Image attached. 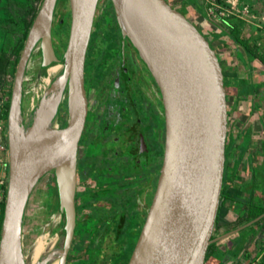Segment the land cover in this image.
<instances>
[{"label": "water", "instance_id": "water-1", "mask_svg": "<svg viewBox=\"0 0 264 264\" xmlns=\"http://www.w3.org/2000/svg\"><path fill=\"white\" fill-rule=\"evenodd\" d=\"M55 2L43 1L11 89L0 264H25V208L45 174L53 175L63 216L58 264L66 262L76 225L77 147L86 115L84 63L98 0H69L63 69L38 100L30 121L24 122L22 111L23 72L32 45L41 38L44 63L54 57L50 19ZM111 2L122 41L130 42L150 72L164 110V147L155 192L127 264H204L225 166L228 114L222 68L198 27L166 0ZM64 98L65 124L54 125Z\"/></svg>", "mask_w": 264, "mask_h": 264}, {"label": "flooded vegetation", "instance_id": "flooded-vegetation-1", "mask_svg": "<svg viewBox=\"0 0 264 264\" xmlns=\"http://www.w3.org/2000/svg\"><path fill=\"white\" fill-rule=\"evenodd\" d=\"M43 1L0 0V97L4 105L10 101L18 62L26 45L32 23L38 15ZM70 13L69 0H56L50 19V39L54 59L50 57L49 61L44 63L41 38H38L27 56L22 86H24L27 74L34 82L38 77L46 75L49 67L63 65L62 57L69 35ZM113 42L115 56L111 60L108 59L109 65L107 66L103 63V61L105 62L103 60L105 53L101 51L100 54L87 56L86 51L84 63L86 115L77 147L76 225L67 253V257L70 255L86 262L94 258L90 252L96 249L99 254L94 258V262L97 264H101L99 258L103 251L106 233L111 225L114 229V240L118 242L127 218L130 219V224L127 227L129 231L132 234L135 231L140 232L141 228L136 230L135 224L138 225L141 218H143L142 222L144 221L150 205L144 203L143 196L147 195L152 200L158 177V171L151 160L153 157L151 149L157 148L160 151L159 162L161 165L164 147V110L159 88L134 47L128 40L122 41L121 32L117 39H113ZM100 60H102L101 66L99 65ZM86 68H88L87 73ZM139 91L142 92L143 101L139 99ZM63 102H65V98ZM151 106L153 112L150 109ZM153 114L157 115L159 124L152 127L151 117H154ZM59 126L63 125L59 123ZM151 131H153L152 139ZM136 169L145 171L143 176L134 173ZM123 174L126 175L122 178ZM88 178L94 181L92 187L100 186L101 196L94 195L90 186L84 185L82 189L79 188L81 183ZM136 179L140 180L139 183L132 184ZM250 182L251 174L247 184L250 185ZM122 191L128 195L129 199L134 193L133 203H130L131 208L129 211L126 210L127 213H125V209L123 210L126 205L122 198L115 201L111 199ZM253 192L254 190L251 189L247 198L240 195L238 197L246 201L255 195V192L252 194ZM97 199H101L103 203H98ZM261 200L264 201L262 198ZM223 205L218 208L214 227L220 224L218 213ZM240 208L241 213L230 210L236 215V219L241 217L244 221L211 237L213 241L210 244L215 245V251L218 249L217 242L224 237L227 238L223 245L224 250L221 251L222 258L218 262L207 258L204 264L207 262L219 264L223 258L226 259L224 264H237L238 255L235 248L242 243L243 239L249 241L254 233L264 231V222L256 226L253 225L257 220L247 224L253 220L245 219L247 204H242ZM103 209H109L110 214L103 215L101 213ZM87 222H93L94 226L89 230L86 228L85 231L83 224ZM248 227L250 229L246 231L245 229ZM118 232L121 233L119 237H117ZM231 237L234 239L228 242ZM75 245L78 247L82 245L83 250L74 248ZM259 245L261 249L264 247V236ZM82 253H85V257H80ZM67 257L65 264L71 258ZM121 260L122 258L118 259V264L121 263Z\"/></svg>", "mask_w": 264, "mask_h": 264}, {"label": "rangeland", "instance_id": "rangeland-1", "mask_svg": "<svg viewBox=\"0 0 264 264\" xmlns=\"http://www.w3.org/2000/svg\"><path fill=\"white\" fill-rule=\"evenodd\" d=\"M166 1L170 3L176 10L183 13L194 25L198 27L200 32L205 36V38L210 43L211 47L214 49L220 66L223 67V72L226 75V81H228L229 83V86L227 85L228 94L226 95L228 114L227 132L230 135L231 139L230 142L226 143L227 147L229 148V154L227 161V169L225 171V175L227 176L225 183L226 187L229 188L230 191L233 190L231 193L232 196L237 197L240 195L243 198H247L248 195H250L249 193L251 190V188H249L250 185L247 184L250 178V171L247 168V158L249 155H251V164L255 168L259 167V164L263 160V154L261 151L262 134L259 130V120L255 118H249V116L253 115L252 112H250V115L248 112L250 108V103H247L245 100H237L235 94V87L233 86L234 83L232 81H234V77H246V72L243 67L245 55L240 46H238L232 39H230L229 34L225 32L223 27V19L229 18L230 21H236L237 23L239 22L241 36H259L258 43L261 48H264V27L262 26V22H264L262 17L264 15L258 17L256 14H253L251 12L252 7L259 5L258 0H238L237 4H233L230 0H226V2H222V4L210 2L208 0H198L203 6V12H199L195 5L189 3L186 0ZM221 5H224V7H222ZM233 7H235V9L238 11L236 13L234 12L235 14L230 13ZM246 8L249 10L247 14L245 13ZM247 15L250 17H248ZM113 16L114 12L110 1L98 0L90 38V41H92L89 44V50L87 49V56H94L100 54V52L102 51L106 54V59H103L105 60V62L103 61L105 66L109 65V60H111V58H114L115 56L113 39H117L120 33L119 25L117 24L116 19ZM117 26L119 29L117 28ZM99 65H102V60H100ZM87 69L88 68H86V73ZM32 81L33 80L31 79L30 82ZM29 98H31L30 94L23 96V115L26 114L29 109ZM139 99L142 101L144 99L141 91H139ZM256 103H259V107L264 111V102L256 101ZM150 109L153 112L152 106L150 107ZM252 109L255 108L253 107ZM58 113V124L61 123V125H64L66 121L65 102L61 103ZM153 115L154 117H151L152 127L155 125L157 126L159 124V122L157 121V115ZM6 122L7 118L5 120L4 114L3 112H1L0 124L3 125L2 133L4 135H7ZM247 125L252 126L251 130L253 135L251 137L247 151L245 152V154H243L241 158H239L238 144L241 141L243 132L248 133L249 131V127H247ZM150 135L152 139L153 131H151ZM233 139H235V141L232 143ZM151 150L153 153V157L151 158V160L152 162H154L156 170L158 171L160 166V151L157 148ZM0 158L2 159V163H0V172H2L3 170L8 171V167L3 168V164H5L8 160V152H0ZM232 166H237V178L234 176L232 177V174L235 172L234 167L231 168ZM134 173L139 176H143L145 171L136 169ZM125 175L126 174H123L122 178ZM139 181V179H136L132 184H138ZM119 182L122 183V181ZM93 183L94 181L88 178L85 180V182L81 183L79 188L82 189L84 185L92 187L91 185H93ZM244 188L246 191L244 190ZM92 189L94 195H97L98 197L101 196L102 191L100 189V186L92 187ZM121 193L118 196L114 195L113 197H111V199L115 201L119 198H122L124 204L126 205L123 210L125 209V213H127L126 210L129 211V209L131 208L130 203H133L134 193L132 194L130 199L128 195L124 193V191H122ZM255 193L261 196L262 199H264V192L262 193V190L258 189L257 191H255ZM96 201L98 203H103L101 199H97ZM143 201L146 205H149L151 200L149 196L146 195L145 197L143 196ZM241 206L242 203L238 200H226L224 202V205L220 208L218 213V220L220 224L213 228L212 236H216L222 232H225L227 229L232 228L244 221V219L241 217L236 219V215L233 213H241ZM230 209H232L233 212H231ZM55 211H58L55 196V186L53 175L51 172H49L38 181V183L32 189L31 194L28 198L23 222V249H29L34 243L35 239L43 232H49L51 236L57 233H62L63 216L60 213V222L56 225H53L51 223V216ZM109 212V209L101 210V213L105 216H108L110 214ZM142 219L143 218L140 219V223H138V225L133 223L135 224L136 230H138V228H141L143 223ZM129 224L130 219L127 218L119 242L114 240L113 225L109 227L103 244V251L101 257L99 258L101 264H116V260H118L119 258H122L121 263L123 264L126 262V260L128 261L139 233L138 231V233L135 231L132 234L129 231V228H127ZM83 226V229L86 231V228L89 230L94 225L93 222H87L84 223ZM253 226H256V223H254ZM248 229H250V227L245 230L248 231ZM263 236L264 231H259L257 233H254L249 241L244 242L245 250L243 253H241V255L238 256L237 264H249V262H251L255 257H258L260 255L262 249L260 248L259 242L263 238ZM225 239L227 238L224 237L217 242L218 249L210 256H208L209 260H212L213 262H218V260L222 258L223 254L221 253V251L223 252L224 250L223 242ZM74 248L82 249L83 246L81 245L78 247L77 245H75ZM90 254L92 256L94 255L95 258L99 253L96 252L95 249L94 251L91 250ZM69 257L71 258L67 264H97L94 262V258H92L91 261L88 260L84 262L82 259L74 258L68 255L67 258ZM80 257H85V253L80 254ZM207 264L210 263L207 262Z\"/></svg>", "mask_w": 264, "mask_h": 264}, {"label": "trees", "instance_id": "trees-1", "mask_svg": "<svg viewBox=\"0 0 264 264\" xmlns=\"http://www.w3.org/2000/svg\"><path fill=\"white\" fill-rule=\"evenodd\" d=\"M109 1H110L111 6H112L111 0H109ZM186 1L195 5L199 12H203V10H202L203 6L198 0H186ZM208 1L214 2V3H221V0H208ZM258 4L259 5H256L255 7L251 8V12L253 14H256L258 17H261L262 15H264V0H258ZM221 6L224 7V5H221ZM113 12H114V10H113ZM223 25H224L223 26L224 30L227 34H229L230 39H232L238 46H240V48L242 49L246 59H248V60L257 59L262 64H264V48H261V46L258 43L259 36H251V35L241 36L240 35V23L239 22L237 23L236 21H230L229 18L223 19ZM262 26L264 27V22H262ZM117 28H118V26H117ZM221 68H222V72H223V67H221ZM223 75H224V85H225L226 95H227L228 94L227 85L229 86V83H228V81H226V77H225L226 75L224 74V72H223ZM232 82L234 83L233 86L235 87V94H236L237 100L240 101L243 98L247 97L248 95L252 94L253 89L251 88L249 83L246 82V79H236ZM263 97H264V95H263ZM8 106H9V101H7V103L4 105V109L2 111L4 114L5 120L7 118ZM261 128H262V140H261L262 141V149H261V151L263 154V160L261 161V164L258 168H255L251 164V156H249L247 162H248V169H249L250 174H251V182H250L249 188L254 189V192H255V190H258V189L262 190V193H263L264 192V127L262 126ZM243 137H244L245 141H244ZM230 140H231L230 135L227 132L226 143L230 142ZM250 140H251L250 130L248 131V133L243 132V135L241 137V141L238 144V146H239V158H241L243 156V154H245V152L247 151ZM234 141H235V139L232 140V143ZM228 154H229V148L226 145L223 185H222V189H221V193H220L219 206L224 204V202L227 199L238 200L242 204H247L248 209L246 211L245 219L249 221V220L254 219L257 216L261 215L262 213H264V201L261 200V196H259L256 193H255V195H252V197L246 201L241 197H238V196L235 197V196H232L230 194L229 188H227L225 185V180L227 178V176L225 175V171L227 169ZM233 167H234L235 172L232 174V177L233 176L236 177L237 166H233ZM233 167H231V168H233ZM4 173L7 174V170H4ZM254 192L252 194H254ZM55 196H56V192H55ZM56 203H57V208H58L57 197H56ZM0 206H1V219H0V224H1L2 215H3V208H4V197L1 201ZM261 222H264V216L261 219L257 220L255 223H256V225H258ZM263 226H264V223H263ZM120 234L121 233L118 232L117 237H119ZM214 251H215V245L210 244L207 248L205 260L208 258V256H210L212 253H214ZM118 262L119 261L116 260V264H118ZM126 262H127V260H126ZM126 262L124 264H127ZM120 264H123V263H120ZM249 264H264V247L262 248L260 255L258 257H255Z\"/></svg>", "mask_w": 264, "mask_h": 264}, {"label": "bare ground", "instance_id": "bare-ground-1", "mask_svg": "<svg viewBox=\"0 0 264 264\" xmlns=\"http://www.w3.org/2000/svg\"><path fill=\"white\" fill-rule=\"evenodd\" d=\"M62 69V65L51 66L47 69L46 75L38 77L34 82H30L31 78L29 74L25 76L23 96L30 94L31 98H29L28 103L29 109L23 115L24 122L30 121L33 112L36 110L38 100L49 85L59 76ZM58 114L56 120L53 122L54 125L58 122ZM60 219L59 211H55L51 216V223L56 225L60 222ZM62 239V233H57L52 236L49 232L41 233L29 249H23L25 264H58Z\"/></svg>", "mask_w": 264, "mask_h": 264}, {"label": "crops", "instance_id": "crops-1", "mask_svg": "<svg viewBox=\"0 0 264 264\" xmlns=\"http://www.w3.org/2000/svg\"><path fill=\"white\" fill-rule=\"evenodd\" d=\"M233 4H237L238 0H230ZM222 2H226V0H221V4ZM243 67L244 70L246 72V77L240 78V77H234V80L236 79H246V82L249 83V85L251 86V88L253 89L252 94L248 95L247 97L243 98L240 101H246L247 103H250V108H249V115L250 112L253 113V115L249 116L250 119H258V123H259V130L260 133L262 134V126L264 127V111L259 107V103L257 102H264V64H262L259 60L257 59H251L248 60L245 58V60L243 61ZM255 109H252V108ZM262 119V120H261ZM247 127H249L250 130V137H252V130H251V125H247ZM237 178V177H236ZM233 190L229 191L230 194L232 193ZM242 236L244 235L243 232L241 234ZM234 239V237H231L228 239V242ZM227 239L224 240V242H226ZM223 242V243H224ZM244 239L242 240V243H240V245L238 247H236V251H237V255H241V253L244 252L245 250V244H244ZM229 244V243H228ZM231 245V244H230ZM237 256V259H238Z\"/></svg>", "mask_w": 264, "mask_h": 264}, {"label": "built area", "instance_id": "built-area-1", "mask_svg": "<svg viewBox=\"0 0 264 264\" xmlns=\"http://www.w3.org/2000/svg\"><path fill=\"white\" fill-rule=\"evenodd\" d=\"M234 12L235 13L238 12L235 9V7L232 8V11L230 13L235 14ZM248 12L249 10L246 8L245 13L247 14ZM262 19L264 21V16L262 17ZM3 109H4V104L2 103V99L0 97V113L3 111ZM2 131H3V125L0 124V152L7 151V143H6L7 135L6 134L4 135ZM0 163H2L1 158H0ZM6 186H7V174L4 173V170H3L2 172H0V204H1L3 197L5 198Z\"/></svg>", "mask_w": 264, "mask_h": 264}]
</instances>
